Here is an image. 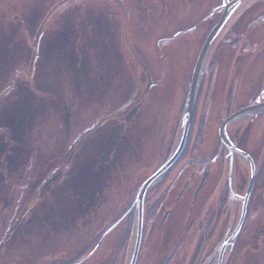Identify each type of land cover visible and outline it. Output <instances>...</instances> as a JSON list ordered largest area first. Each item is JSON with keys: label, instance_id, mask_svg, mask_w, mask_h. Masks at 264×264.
<instances>
[{"label": "rangeland", "instance_id": "rangeland-1", "mask_svg": "<svg viewBox=\"0 0 264 264\" xmlns=\"http://www.w3.org/2000/svg\"><path fill=\"white\" fill-rule=\"evenodd\" d=\"M216 3V0H0V232L2 228L8 231L16 223L11 238L0 250V264H7L6 257L16 259V264L44 262L50 260L44 251L51 249L56 258L69 259L72 246L80 241V234L86 232L90 222H95V229L89 231L94 234L104 223L109 224L130 200L129 192L152 173L166 148L170 151L171 145L167 143L174 134L171 130L178 128L185 82L193 70L208 24L191 27ZM248 6L252 7L245 11ZM263 11L264 0H243L233 9L231 17L237 12H247L239 18L245 23ZM255 20L249 29L235 35L237 47L245 42L244 37L251 41L248 50L256 45L260 53L255 60L244 54L237 64L233 63L237 47L221 48L217 40L208 52L206 62L212 58L217 61L213 81L205 91V98L201 96L200 105L206 100L205 108L197 116V120L202 115L205 120L194 152V159L200 163L216 148L217 128L228 104L237 108L254 97L256 102L264 100V89L258 95L256 86L264 73L260 74L264 68V25H261L264 18ZM207 71L201 76L203 85L208 79ZM71 96L77 100L74 109L68 99ZM140 96L147 99L140 98L137 102ZM120 104L127 109L126 113L120 110ZM137 107L138 113L141 110L139 114L135 113ZM258 113L245 120L240 117L233 124L247 147L252 145L248 148L254 155L260 154L257 158L260 165L264 154V111ZM56 127L61 131L59 141L53 137ZM95 127L98 130L88 134L76 151L78 173L70 174L76 166L68 168L55 189H48L41 197L38 186L42 144L47 150L50 147V152L45 153L49 158L63 155V164L73 133L79 130L81 135ZM229 131L233 132L231 126ZM187 161L188 167L182 169L174 184V194L189 173L198 169L199 163L186 156L178 159L174 173ZM237 166L238 176L244 178V188L249 165L237 160ZM211 168L215 169V163ZM200 176L198 173L194 178L196 184ZM212 178L210 174L205 183L207 188L213 184ZM90 201L93 206L89 207ZM263 202V186L257 187L252 209ZM54 203L59 210L55 215L51 207ZM25 204L32 208L24 217ZM11 208L15 213L12 222L8 216ZM38 214L44 220L37 219ZM161 214L155 221L147 222L151 226L138 253L139 264H156L160 256L172 249L174 235L168 236V227L172 228L168 219L162 221L160 230L156 228ZM126 223L127 220H122L117 224L79 264H112ZM3 234L0 233V240ZM61 241L66 244L55 247ZM90 242L86 241L84 247ZM39 244L43 251L34 257L33 250ZM132 246L133 233L119 256L122 255L124 264ZM26 253L30 254L29 261L25 259ZM263 258L252 264H263ZM119 261L116 264H122Z\"/></svg>", "mask_w": 264, "mask_h": 264}, {"label": "flooded vegetation", "instance_id": "flooded-vegetation-1", "mask_svg": "<svg viewBox=\"0 0 264 264\" xmlns=\"http://www.w3.org/2000/svg\"><path fill=\"white\" fill-rule=\"evenodd\" d=\"M216 1L219 4H221L220 0H216ZM251 7L252 6H248L245 9V11L250 10ZM206 12L204 14H206ZM221 13H222L221 10H217L213 12V14L204 23H202L201 26L208 24V27L209 26L212 27L220 17ZM245 13L247 12H243V13L237 12L232 17H231L232 12L229 14L227 18L229 19L231 17L230 22L226 24L228 19L226 20L224 27L222 28V31L216 38L217 43L218 42L221 43L220 44L221 48H223L224 46H233L234 48L237 47L238 45L236 43L238 40L236 39L238 37L235 35H239L238 34L239 32L249 29L250 26L253 24V22L256 21L255 18L257 17L264 18V16L263 17L259 16L262 13L261 12L253 19L247 20L244 23L243 20L242 19L240 20L239 18H241ZM209 19L210 22H208ZM261 25L263 26L264 24ZM201 26H199V28ZM233 35L237 38H233L236 41L231 43L233 41L232 40ZM243 39L245 40V42L242 45H240L241 44L240 43L239 47L235 49L234 56L236 60L233 63L236 62L238 63L239 59L244 54H248L252 60H255L256 54L260 53L259 50L256 51V45L251 50H248L247 44L251 43L250 38L244 37ZM212 59L210 60L212 61ZM216 61L217 58L214 59L213 61L214 64H216ZM254 72L256 71L254 70ZM263 72H264V68L263 69L261 68L260 74H262ZM263 74L261 75V77L263 76ZM261 77L256 85L257 92L258 89L260 88L258 92L260 94L264 89V79L261 80ZM207 88L208 85H203L204 91L202 92H205ZM252 88H254V86H252ZM140 98L141 100L147 99L146 96L144 98L143 96H140L137 102H140ZM203 98H205V96H203ZM68 99H70L71 107L72 109H74L77 100H75L73 96L69 97ZM228 105L223 112V116L226 115L227 110H230L228 109ZM230 107L232 112L233 111L232 109H234V107L233 106ZM201 108L202 109L205 108L203 103H201V105L197 107L195 115L193 114V117H195V123L194 124L191 123L190 125V128L193 126V130L195 132L198 130H203V127L205 125L204 124L205 120H202V118L204 117L203 115L202 118L197 120L198 112H200ZM120 110H122L124 113L127 112L126 108L121 109L120 107ZM138 111L139 108L137 107L135 113H138ZM201 120L203 121L202 123H200ZM58 125L60 127L61 124ZM123 125H125V122L123 123ZM123 125L121 124L120 127H122L121 129L122 136L125 138L126 131L125 128H123L124 127ZM230 126L233 132L232 133H230V131L226 132V137L229 140V142L234 147L240 148L243 151L249 153L252 156V158L255 161H257V158L260 156V154H258L259 155L258 157L257 155H254L251 149H249L250 148L249 146L252 145H249L248 148L247 145L245 144L246 141L239 138V136L237 135L239 132L236 133L237 125L231 123ZM229 127H226V131H228ZM174 130L175 129L171 130L172 133L174 132ZM218 130H219V126L217 128L218 139L216 140V144H215V147L219 145L217 156L209 160H207L206 158L205 161L203 162L204 164L200 163L198 169L189 173L188 179L184 181V183L175 192V194H174V190H175L174 184L177 181L176 179L178 178L179 173L182 171V169L188 167L189 164L182 165L181 169L180 168L177 169V172L175 173L174 170L164 174V177L162 179L160 180L158 179L159 181H156L154 184L150 186L146 194L145 210H146V216L149 215L147 221L148 222H150L151 220L155 221V219L159 218V214L161 212L162 213L161 219L159 223L156 225L157 230H160L161 226L163 225L162 221H164V219L166 218L169 221V225L172 227V228L168 227V236L174 235V240L170 245L172 249L169 250L167 254L165 253L162 256H160V260L156 264H164V261L166 259H168L166 264H217L218 253L225 240L228 237H231L230 234L239 220L242 211V201L244 197L245 187L244 188L242 187L244 178L243 177L240 178V176H238L237 160L240 161L241 160L245 161V160L243 158H240L237 154L233 153V169L231 172V177L229 179L228 174L230 173L231 155L228 149H226L225 146L222 144L219 138ZM91 131L92 129H87L83 131V134L81 135L79 134V130L73 133L70 139L71 148L68 155L65 156L64 159L65 162L63 164H61V160H63V155L55 154L51 158H49V155L45 154L47 150L45 148L46 146L42 144L41 151L43 154L42 155L43 158L40 159V165H41L40 168L42 171H40L41 177L38 186V191L41 197L42 195L44 196L45 194H47L48 189L49 191L55 189L57 184L61 182V180L58 179L64 173V171L68 170V168L73 169V167L76 166L74 172L70 174L78 173L77 172L78 161L76 159L77 157L76 151L78 150L79 143ZM201 133L199 136L193 133L192 135L193 140L191 142L192 143L191 145L195 146L197 144V139L201 136ZM173 135L170 137L171 140L173 138ZM60 136H61V131L59 128L56 127L55 133H53V137L55 138L56 141H59ZM114 139L115 137H113V141H115ZM171 140L167 143V146L170 144ZM56 146L57 145H55V147ZM200 148L201 146L199 147L198 151L200 150ZM50 150H51L50 147H48L47 152H50ZM166 150L164 151V153L161 154V158L158 161L159 163L164 161L165 155L167 153ZM263 159H264V154L261 160ZM213 163H215V169L211 168ZM209 164L211 166H209ZM44 169H46L45 170L46 176L43 178ZM198 173L201 176L199 179V183L196 184L194 182L195 180L194 178L198 175ZM210 174L213 175L211 181L213 184L207 188V186H205V183ZM28 189L29 188L27 187L26 191ZM263 191H264V187H263ZM134 192L135 190L129 193L130 195L133 196ZM256 192H257V188H256ZM251 196L249 197L245 218L240 228L235 233V235L230 238V240L228 241L227 245L224 248V252L222 256V264H252V263H256V261L259 262L260 261L259 258L264 256V202L262 206H254V208L252 209L253 205H252ZM169 197L170 199L168 200ZM131 198L128 201V203L131 201ZM88 200L90 199L88 198ZM126 204L127 202H125L121 208H123ZM90 205H92L91 201L89 203V207ZM51 207L54 212L51 209L50 210L54 213V215L57 214L59 211L57 205H55L54 203L51 204ZM31 208L30 206L25 204L26 210L24 213V217L27 215V211L30 212ZM148 209H150L151 211L150 213ZM176 212H180V213H176ZM8 216L10 218L9 221L11 222L14 221L15 213L13 208L9 210ZM42 217L43 215L38 214L37 219L39 218L43 219ZM127 219L128 217L123 219V222L126 221ZM104 220L106 219L104 218ZM15 224L10 225L8 231L3 230V228L1 229V232L4 233L3 234L4 236L0 240V245L2 244L1 248L11 238L16 228ZM32 226L37 227L35 224H32ZM9 232H10V236L6 237V235ZM93 236H94L93 232L90 233L87 230V232L81 234V238H79V240L81 242H86L88 240L90 241L92 240ZM41 238L39 236V239ZM44 240L45 238L42 241H40V244ZM40 244L37 250H33L34 257H36L35 256L36 253L38 252L40 253L41 251H43ZM181 245L188 246L189 249H186L187 251H184L183 250L184 246ZM35 246L36 245H34V247ZM27 251L29 252V250ZM28 256H30V254L26 253L25 259L27 261H29ZM6 258H7V264H16L17 262V260L14 259L13 257L10 258L6 257ZM34 264H43V261H38L35 262Z\"/></svg>", "mask_w": 264, "mask_h": 264}, {"label": "water", "instance_id": "water-1", "mask_svg": "<svg viewBox=\"0 0 264 264\" xmlns=\"http://www.w3.org/2000/svg\"><path fill=\"white\" fill-rule=\"evenodd\" d=\"M240 1L241 0H230L226 4H224L223 8H222V13H221L219 19L217 20L215 25L211 28V30L208 32L203 44L201 45L200 51L198 53V56H197V59H196V62H195V65H194V68H193V71L191 74L187 98H186V102H185V106H184V113H183V119H182V125H181V133H180L178 143H177L174 151L172 152V154L169 156V158L155 172H153L150 176H148L144 180V182L141 184V186L137 192L135 201L133 203V205H136L134 239H133L132 252H131V256H130L128 264H135L136 263L137 254H138V251L140 248V243H141V239H142V230H143V202H144V196H145L146 190H147L148 186L153 181L158 179L163 173H165L174 164V162L176 161V159L178 158V156L180 155V153L183 150V147H184L185 142H186L188 130H189L191 117H192V112H193L194 101H195L197 86H198V82H199V77L201 74V69H202V66L204 64L205 58H206V56H208L207 53H208L215 37L217 36L218 32L220 31L227 15ZM263 109H264V101L253 104V105L242 107V108L238 109L237 111L231 113L225 119H223L220 126H219V130H218L222 144L230 151L231 162H232L233 153L235 152V153L243 156L244 158H246L250 164V176H249V181H248L246 192H245V198L243 200V212H242L240 221L243 219L244 212H245L246 205H247V198H248V195H249L250 190L252 189V186L254 183L255 165H254V162L252 161L251 157L247 153L237 149L228 141V139L226 138L225 133H224V128L227 124H229L233 120L237 119L238 117H241V116L249 114V113H254L256 111L263 110ZM128 211L126 213H128ZM125 215L126 214H124L109 230H107V232L103 235V237L109 231H111L112 228H114L122 220V218ZM240 221H239V223H240ZM224 246H225V244H223L222 249L219 252L217 264H221L222 251L224 249Z\"/></svg>", "mask_w": 264, "mask_h": 264}, {"label": "trees", "instance_id": "trees-1", "mask_svg": "<svg viewBox=\"0 0 264 264\" xmlns=\"http://www.w3.org/2000/svg\"><path fill=\"white\" fill-rule=\"evenodd\" d=\"M259 16L263 17L264 16V12H262ZM208 22H210V19L208 20ZM210 28L211 27L209 26L207 32L210 30ZM214 66H215L214 62L211 61L209 63V66H208V71H207L208 73L206 72V74H208L207 85H209V82L212 80V77L214 76L213 75L214 73L213 74L211 73L213 71V69H214ZM204 73L205 72H203V74ZM190 76H191V73L187 77L188 80H187L186 85H185L184 98H183V103H182V106H181L180 114L182 113V110L184 108V103H185V100H186V95H187V89H188V85H189V81H190ZM202 91H203V84H202V82H200L199 87H198V90H197V96H196V101H195V106H194V113H193L194 115H195L196 109L199 106V103L201 101V96H202V98H203V96H205V92H203V95H202ZM203 104L205 106L206 100L203 102ZM228 109H230V110H227L225 116H227L229 113H231V107H230V105L228 106ZM202 122L203 121L201 120L200 123H202ZM191 123H193V124L195 123V117L192 118ZM201 131H203V130H198V131L195 132L193 130V126L190 128L189 136H188V139H187V142H186V145H185V148H184V151H183L181 157H184L186 154H189V153H190L189 155L191 157H195V155H194L195 146L193 147V145H191L192 144L191 142L193 140L192 139V135H193V133H195V134H197V136H199L200 133H201ZM218 146H216V148L214 149V151L208 157H210L211 159H213V158H215L217 156L218 149H219ZM169 152L167 153V155L165 156V158L169 156ZM263 175H264V159L261 161L260 168L258 167V169H257V176H256L257 177V181L256 182L258 183L259 181H261V183L259 184L260 186H262V184H264L262 182V176ZM133 200H134V195L132 196L130 202H132ZM130 202L129 203L127 202V204L123 208L119 209V211H118V213H116L115 217L112 220L108 221L109 224L108 223H106V224L104 223V225L102 226V228L100 230H98L96 233L94 232V236H93L92 240H90L91 242L89 243L88 246H85L84 247V243L85 242H81V241L76 242L72 246V248H71L73 252H72V256L69 259H65V258H62V257L56 259V252L51 249L48 252L46 251L45 254H44V255H46V253H47V255H48L47 258L49 257L48 259H50V260H47L46 259L43 262V264H72L75 260L83 257L87 253H90L91 250H93L94 247L96 246V244L99 241V239L101 238V236L121 217V215L124 213V211L130 206V204H131ZM89 218L90 217H88V219ZM14 219H15V217H14ZM91 219H94V218H91ZM98 219H100V218H98ZM98 219H96V220H98ZM134 222H135V216H134V210H132L129 213V215H128L127 223L122 228L121 233L119 235L117 247H116V250H115V256H116V258H117V256L120 255V253H123L125 251L126 244L130 240L131 233H132L133 228H134ZM86 229L88 231L94 230L95 229V222L94 221L90 222L86 226ZM87 230H86V232H87ZM146 232H148V227L144 226L143 227L142 239H143V237H144V235H145ZM79 238H81V234H80V237ZM62 244H66V243H64L63 241H61L60 244H58L55 247L58 248L59 245H62ZM82 248H84V249H82ZM52 258H53V260H52ZM167 261H168V259H166L164 261V264H166ZM112 264H115V261Z\"/></svg>", "mask_w": 264, "mask_h": 264}, {"label": "bare ground", "instance_id": "bare-ground-1", "mask_svg": "<svg viewBox=\"0 0 264 264\" xmlns=\"http://www.w3.org/2000/svg\"><path fill=\"white\" fill-rule=\"evenodd\" d=\"M241 161H243V160H241ZM243 162H245V161H243ZM113 229V228H112Z\"/></svg>", "mask_w": 264, "mask_h": 264}]
</instances>
